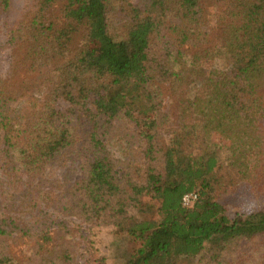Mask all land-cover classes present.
Here are the masks:
<instances>
[{
  "label": "trees",
  "instance_id": "1",
  "mask_svg": "<svg viewBox=\"0 0 264 264\" xmlns=\"http://www.w3.org/2000/svg\"><path fill=\"white\" fill-rule=\"evenodd\" d=\"M16 11L0 0V264H75L66 219L103 217L118 264H264V0ZM241 185L259 205L232 218Z\"/></svg>",
  "mask_w": 264,
  "mask_h": 264
},
{
  "label": "rangeland",
  "instance_id": "2",
  "mask_svg": "<svg viewBox=\"0 0 264 264\" xmlns=\"http://www.w3.org/2000/svg\"><path fill=\"white\" fill-rule=\"evenodd\" d=\"M23 3L24 0H16V7L18 9L16 13L23 7ZM208 7L210 9L213 8V6ZM16 16L19 18L18 15ZM213 41V46H217L218 41L216 38ZM9 55L11 54L7 50L3 51L2 65L5 69L8 67ZM233 64V60L216 57L211 62V68L217 70H230ZM61 106L66 107L64 103H62ZM124 142L125 139H123V142L119 141V143H116L113 148L117 153L122 154L123 156L127 151V146L125 147ZM225 174L228 175L227 172ZM227 203L232 218L253 212L259 205L249 187L245 185L239 186L236 192L227 199ZM147 204H150L152 207V212L146 218L151 220L155 217L157 204L148 201ZM52 216L57 218L56 215ZM57 220V226L62 229L59 223L63 220L61 218ZM66 221L72 230L71 236L73 238L70 243L73 246L75 264H101V261H105L106 264H118V258L115 255L117 253L120 255L123 251L124 253L130 251L132 248V245H129L127 240L114 235V228L112 227L113 220L107 217L99 219L93 223V225H86L73 219H66ZM21 249H23L22 246L17 248L19 254L21 253Z\"/></svg>",
  "mask_w": 264,
  "mask_h": 264
},
{
  "label": "built area",
  "instance_id": "3",
  "mask_svg": "<svg viewBox=\"0 0 264 264\" xmlns=\"http://www.w3.org/2000/svg\"><path fill=\"white\" fill-rule=\"evenodd\" d=\"M197 195L196 194H188L183 199V205L186 208H190L193 206V204L197 201Z\"/></svg>",
  "mask_w": 264,
  "mask_h": 264
}]
</instances>
